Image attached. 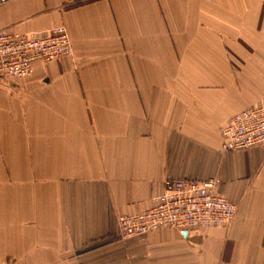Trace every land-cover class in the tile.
Returning <instances> with one entry per match:
<instances>
[{
    "label": "crops",
    "instance_id": "crops-1",
    "mask_svg": "<svg viewBox=\"0 0 264 264\" xmlns=\"http://www.w3.org/2000/svg\"><path fill=\"white\" fill-rule=\"evenodd\" d=\"M59 25L71 56L0 75V264H264V143L220 134L264 105V0L0 5V30ZM209 178L229 224L120 238L166 180Z\"/></svg>",
    "mask_w": 264,
    "mask_h": 264
},
{
    "label": "built area",
    "instance_id": "built-area-1",
    "mask_svg": "<svg viewBox=\"0 0 264 264\" xmlns=\"http://www.w3.org/2000/svg\"><path fill=\"white\" fill-rule=\"evenodd\" d=\"M9 0H0V5ZM72 44L67 28L59 25L33 36L11 30H0V75L25 77L32 62L58 60L71 56ZM222 148L236 151L264 143V105L240 109L220 126ZM217 178L199 180H166L160 195L136 214L116 218L122 240L145 235L151 230L170 227L180 231L202 230L227 225L236 206L217 191Z\"/></svg>",
    "mask_w": 264,
    "mask_h": 264
},
{
    "label": "water",
    "instance_id": "water-1",
    "mask_svg": "<svg viewBox=\"0 0 264 264\" xmlns=\"http://www.w3.org/2000/svg\"><path fill=\"white\" fill-rule=\"evenodd\" d=\"M184 233H187V231H183Z\"/></svg>",
    "mask_w": 264,
    "mask_h": 264
},
{
    "label": "bare ground",
    "instance_id": "bare-ground-1",
    "mask_svg": "<svg viewBox=\"0 0 264 264\" xmlns=\"http://www.w3.org/2000/svg\"><path fill=\"white\" fill-rule=\"evenodd\" d=\"M236 114V113H235Z\"/></svg>",
    "mask_w": 264,
    "mask_h": 264
}]
</instances>
